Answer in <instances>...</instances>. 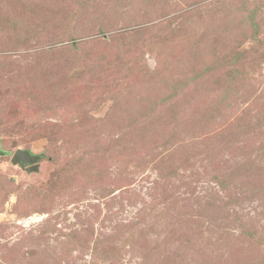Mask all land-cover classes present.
I'll return each mask as SVG.
<instances>
[{
    "label": "rangeland",
    "instance_id": "rangeland-1",
    "mask_svg": "<svg viewBox=\"0 0 264 264\" xmlns=\"http://www.w3.org/2000/svg\"><path fill=\"white\" fill-rule=\"evenodd\" d=\"M0 264H264V0H0Z\"/></svg>",
    "mask_w": 264,
    "mask_h": 264
},
{
    "label": "water",
    "instance_id": "water-1",
    "mask_svg": "<svg viewBox=\"0 0 264 264\" xmlns=\"http://www.w3.org/2000/svg\"><path fill=\"white\" fill-rule=\"evenodd\" d=\"M41 156L32 154L28 150H16L11 157V164L26 167L27 171L36 170Z\"/></svg>",
    "mask_w": 264,
    "mask_h": 264
}]
</instances>
